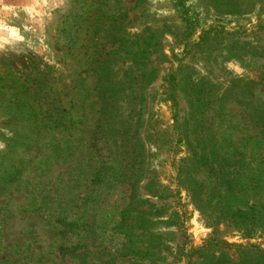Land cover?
Returning a JSON list of instances; mask_svg holds the SVG:
<instances>
[{
	"label": "rangeland",
	"instance_id": "rangeland-1",
	"mask_svg": "<svg viewBox=\"0 0 264 264\" xmlns=\"http://www.w3.org/2000/svg\"><path fill=\"white\" fill-rule=\"evenodd\" d=\"M30 85L59 95L63 127L35 116ZM255 105L264 0H0V176L22 167L0 194V264H79L62 243L91 264H205L211 239L264 248V230L217 223L228 193L207 172L200 211L175 170L217 125L255 133ZM62 216L80 232L62 239Z\"/></svg>",
	"mask_w": 264,
	"mask_h": 264
},
{
	"label": "trees",
	"instance_id": "trees-1",
	"mask_svg": "<svg viewBox=\"0 0 264 264\" xmlns=\"http://www.w3.org/2000/svg\"><path fill=\"white\" fill-rule=\"evenodd\" d=\"M189 27L190 23L187 22V28ZM172 81L174 82V78ZM21 88L35 90L34 100L39 106V113L35 112V116L43 114L55 127L64 126L66 116H63L62 112L65 108H62L56 92L50 89L45 91V86L43 91L38 86L32 85ZM49 91L52 92L51 95ZM169 95L174 106L173 93ZM103 98L108 97L103 95ZM249 112L251 117L248 119L255 133H248L234 140L238 127H233L234 129L228 133L223 125H217L220 131L210 134L207 139L199 135L194 137L190 144L189 155L178 159L175 170L180 182L178 186L185 189L200 211L213 202L207 193L204 181L197 178L201 170L207 172L208 176L214 180L216 188L221 187L228 193L225 206L218 207L220 211L217 215V223H231L240 232L253 234L264 230V106L255 105ZM173 118L175 121L178 120L176 112ZM71 124H73L72 121H69L66 125ZM183 136L186 138V133ZM98 143L99 141L92 137L95 152L103 157L104 154ZM21 173V166L13 165L6 168L0 176V194L4 185L18 179ZM55 223L62 239H65L69 233L80 232L78 221L72 217H58ZM207 244L218 248L216 250L219 254L211 251L206 255L205 264H264V248L259 246L228 244L218 239L208 240ZM58 253L62 260L77 259L79 264L92 263L90 252L82 249L80 245L72 246L62 243Z\"/></svg>",
	"mask_w": 264,
	"mask_h": 264
}]
</instances>
